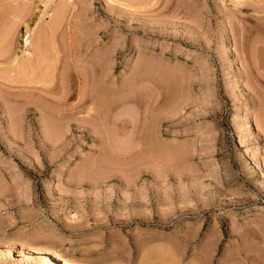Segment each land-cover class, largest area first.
Returning <instances> with one entry per match:
<instances>
[{"label":"rangeland","instance_id":"obj_1","mask_svg":"<svg viewBox=\"0 0 264 264\" xmlns=\"http://www.w3.org/2000/svg\"><path fill=\"white\" fill-rule=\"evenodd\" d=\"M64 260L264 264V0H0V264Z\"/></svg>","mask_w":264,"mask_h":264},{"label":"bare ground","instance_id":"obj_2","mask_svg":"<svg viewBox=\"0 0 264 264\" xmlns=\"http://www.w3.org/2000/svg\"><path fill=\"white\" fill-rule=\"evenodd\" d=\"M235 5H247V3H250V0H231ZM253 1V0H252ZM255 1V0H254ZM261 1V0H260ZM28 38L25 39V42L29 44V41H27ZM21 59V58H20ZM25 61V60H23ZM22 63V62H21ZM26 63V62H25ZM19 64V63H18ZM24 65V64H23ZM18 68V67H17ZM22 69V68H21ZM81 97V96H80ZM79 97V98H80ZM81 101V100H80ZM76 106V105H75ZM76 108V107H75ZM73 113V112H72ZM76 113V112H75ZM66 115V114H65ZM71 115V114H70ZM69 116V113H68ZM87 118V117H86ZM38 252V251H37ZM64 264H72L68 260H64ZM74 264V263H73Z\"/></svg>","mask_w":264,"mask_h":264}]
</instances>
